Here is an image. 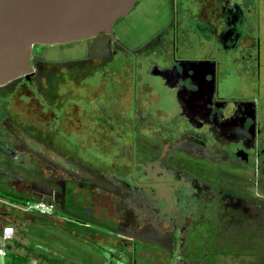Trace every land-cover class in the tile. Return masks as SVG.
I'll list each match as a JSON object with an SVG mask.
<instances>
[{
	"label": "flooded vegetation",
	"instance_id": "flooded-vegetation-1",
	"mask_svg": "<svg viewBox=\"0 0 264 264\" xmlns=\"http://www.w3.org/2000/svg\"><path fill=\"white\" fill-rule=\"evenodd\" d=\"M171 1L169 26L132 53L137 63L158 56L170 31L186 48L190 36L208 47L202 57L176 48L170 66L148 69L176 97L174 117L149 121L138 105L149 87L113 26L91 38L99 44L85 60H49L45 48L59 45H35L29 74L0 86V195L52 205L67 233L98 227L94 264H263L264 0ZM200 80L207 97L181 99L199 94ZM73 124L94 135L67 155L54 137Z\"/></svg>",
	"mask_w": 264,
	"mask_h": 264
},
{
	"label": "rangeland",
	"instance_id": "rangeland-1",
	"mask_svg": "<svg viewBox=\"0 0 264 264\" xmlns=\"http://www.w3.org/2000/svg\"><path fill=\"white\" fill-rule=\"evenodd\" d=\"M173 16V5L171 0H140L126 16L119 19L113 25L114 37L125 49L133 68L140 62H136L137 59L132 52L146 45L158 32H162L166 29L171 23ZM182 37L184 36L181 33L176 34L174 31H170L168 35L169 45L166 49L158 54V56L145 57L143 62L140 63L141 66L138 74L143 78L145 77L143 81L148 85L149 89L146 90L147 93L138 96L137 103L141 108L151 110L145 111L148 114L149 121L152 119L153 122L166 123L174 117L177 108L176 97L168 88L162 85L159 79L153 78L149 73L148 69L151 64H156L161 68L163 66H170L172 57L176 53V48L179 49L178 51L180 54H190L192 57H202L206 54H210L208 47H199L198 42H196V39L192 36L188 39L190 43H192V47H184L182 44L184 39L182 40ZM98 44L99 40L88 39L66 45L46 47L45 53L49 60L66 62L80 61L92 58ZM211 55L215 59H220L219 54L214 50ZM118 59H123V53L116 57V62ZM200 87L201 91L199 94L181 95V99L190 103L203 101V99L207 97V95L204 94V87L207 91L210 90V88L208 89L207 83L203 80H200ZM136 91L141 93L139 89ZM155 108L161 111H154ZM19 113L24 123L34 120L29 111H19ZM152 131L153 130H149L147 134L152 133ZM88 133L92 134V136L94 135L93 132H83L82 136L76 131L73 124L67 126L63 132L56 133L54 141L57 145H62L64 149H67V155H71V152H75L76 150L78 140H85ZM106 134L105 132H100L99 139L102 140L103 137L108 139ZM112 147H109L107 143L100 144L99 160L101 162L110 163L109 160L111 155L113 156V154H111L113 152L111 150L113 149ZM88 152H90V150L87 148L86 153ZM54 156L55 155L52 153V157ZM53 159L57 162L61 161L62 165H65L62 159L56 157ZM107 164H105L106 168L108 166ZM105 165H103V167ZM22 205L24 204L11 203L7 196L0 195V246L4 247L7 254L6 258H0V264H23L19 261L14 262L13 255L17 256L18 259L20 257H25L31 259V261L37 262L39 261L37 254L45 253L52 256L51 253L53 251H57L63 255L64 258H62V260L65 264L87 263L83 253L87 252L88 249L81 243L75 241L67 232L63 231L62 226H60L61 220L58 221L56 218L44 217L37 213L23 212L19 209ZM60 216L62 217V215ZM6 226H12L14 228V236L12 241L4 243L1 240V231ZM17 242L19 246H15ZM27 248L31 249L33 252L31 253ZM245 253L251 255V252ZM256 253L257 257H259V255L261 256L259 251ZM57 257L59 256H56V258ZM218 261L219 264H258L257 261H254L252 258H235L229 261L228 259H219ZM261 263H263V260Z\"/></svg>",
	"mask_w": 264,
	"mask_h": 264
},
{
	"label": "water",
	"instance_id": "water-1",
	"mask_svg": "<svg viewBox=\"0 0 264 264\" xmlns=\"http://www.w3.org/2000/svg\"><path fill=\"white\" fill-rule=\"evenodd\" d=\"M140 0H0V86L29 74L35 45H65L101 33Z\"/></svg>",
	"mask_w": 264,
	"mask_h": 264
},
{
	"label": "crops",
	"instance_id": "crops-1",
	"mask_svg": "<svg viewBox=\"0 0 264 264\" xmlns=\"http://www.w3.org/2000/svg\"><path fill=\"white\" fill-rule=\"evenodd\" d=\"M44 217L56 218L58 221L60 220V217H56L55 215ZM97 228L98 227L96 226L90 225L89 228H86V230L81 227L75 226V228L68 233L73 239H75V241L81 243L83 246L86 247V249H88L87 252L83 253L86 257L85 259L87 260L86 264H94V255L96 254L95 246H100L103 243L97 236ZM51 254L54 257L59 256L56 259L59 258V260L63 262L62 258L64 257L61 253L53 251Z\"/></svg>",
	"mask_w": 264,
	"mask_h": 264
},
{
	"label": "built area",
	"instance_id": "built-area-1",
	"mask_svg": "<svg viewBox=\"0 0 264 264\" xmlns=\"http://www.w3.org/2000/svg\"><path fill=\"white\" fill-rule=\"evenodd\" d=\"M21 211L26 213H37L41 216H52L54 214V208L52 205L47 204L43 201L38 202H27L19 208ZM14 228L12 226H6L1 231V240L4 243L13 240ZM6 250L0 246V258H6Z\"/></svg>",
	"mask_w": 264,
	"mask_h": 264
},
{
	"label": "trees",
	"instance_id": "trees-1",
	"mask_svg": "<svg viewBox=\"0 0 264 264\" xmlns=\"http://www.w3.org/2000/svg\"><path fill=\"white\" fill-rule=\"evenodd\" d=\"M4 196H7L11 203H14V204L15 203L16 204L21 203V201L18 200L17 196H15L13 194L5 193ZM24 201H26V200H24ZM15 246H19L18 242L15 244ZM27 250H29L31 253L33 252V251H31V249L27 248ZM30 252H28V253L31 254ZM12 257H13V261L14 262H18L19 261L20 263H23V264H65L64 262L60 261L59 259H56V257L49 256V255H47L45 253L37 254V257L39 258V261H37V262L36 261H31V259L25 258V257H20L19 259L15 255H13ZM263 264H264V262H263Z\"/></svg>",
	"mask_w": 264,
	"mask_h": 264
}]
</instances>
